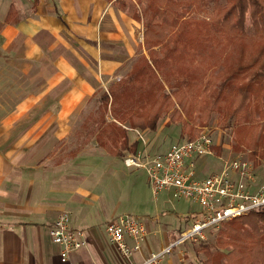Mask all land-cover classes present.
Instances as JSON below:
<instances>
[{
    "label": "crops",
    "instance_id": "obj_1",
    "mask_svg": "<svg viewBox=\"0 0 264 264\" xmlns=\"http://www.w3.org/2000/svg\"><path fill=\"white\" fill-rule=\"evenodd\" d=\"M135 22L113 0H0V264H127L107 239L108 222L97 225L100 173L112 172L115 156L89 145L80 121L95 93L116 83L135 57ZM147 144L138 147L149 151ZM213 162H199L201 175ZM61 211L87 243L66 262L49 234ZM175 234L158 242L146 235L130 261ZM181 246L163 262L203 260L193 244Z\"/></svg>",
    "mask_w": 264,
    "mask_h": 264
},
{
    "label": "trees",
    "instance_id": "obj_2",
    "mask_svg": "<svg viewBox=\"0 0 264 264\" xmlns=\"http://www.w3.org/2000/svg\"><path fill=\"white\" fill-rule=\"evenodd\" d=\"M113 1L125 10L127 16L136 22L142 21L144 28L143 42L148 51V58L142 55L141 61L138 62L140 64L133 65L128 77L139 78L140 74L146 73L155 79L153 88L144 87V92L136 89L139 94L135 98L129 96L131 93L128 92L127 87L131 89V86H127L124 81L126 85H120L123 89L120 87V93L116 95L123 98V111L114 112V119L121 123L127 121L133 130L154 131L161 116L171 113L167 124L181 122L187 130L188 123L182 122L181 111L191 118L192 113L198 111L196 108L199 106L198 115L204 122L208 121L210 113L218 104L225 101V98L221 96L225 86L231 82L237 83L231 102L226 107L224 105L231 117L239 124L236 127L234 149L246 146L254 151L259 147L260 155L264 157V0ZM191 5L201 11H207L209 6H212V12L209 20H200L199 41L196 36L190 37L187 40L189 47L200 50L202 55L210 49L206 45L218 43L217 35L219 34L228 37L226 44L223 45L225 49L230 43L234 44L228 52L232 57L224 58L220 75H215L212 80L215 82L221 79V82L206 84L201 93L211 92L217 86L216 97L205 103H203L205 97L200 98L194 106L196 109L194 111L189 108V104L193 98V92L196 91V84L191 79L174 83L173 79L167 77L168 73L161 66L162 59L164 62L170 58L171 54L166 51L159 56L158 52L154 51V47L164 44L175 26H178L183 9ZM9 14L10 12L7 16ZM247 15L250 22L248 28L245 24ZM187 23L189 22L185 21L182 24L188 25ZM235 40H242L244 44L236 45L237 49ZM179 42L176 39L174 46ZM234 54L237 56L234 57ZM155 72L160 74L161 80H164V83L172 89V96L165 91ZM114 93L113 91L112 94L110 93L112 101L115 98ZM172 97L178 109L174 107ZM102 98L108 102L109 95L103 94ZM96 137L100 145L115 157H123L142 150L141 146L138 147L142 141L139 138L131 141L128 132L115 122L103 124ZM111 146L117 147L112 150ZM189 216L192 218L193 215ZM218 228L214 244H197L196 251L204 256L199 264H264V208L225 221Z\"/></svg>",
    "mask_w": 264,
    "mask_h": 264
},
{
    "label": "rangeland",
    "instance_id": "obj_3",
    "mask_svg": "<svg viewBox=\"0 0 264 264\" xmlns=\"http://www.w3.org/2000/svg\"><path fill=\"white\" fill-rule=\"evenodd\" d=\"M138 11L140 10L138 9ZM211 12L212 6H209L207 11H201L194 5L184 8L182 11V16L177 23L178 26H175L174 31L167 37L165 43L161 46L154 47V51L158 52L157 54L159 56H161L166 51L171 54L169 59H166L164 62L162 59L161 62L162 68L166 71V73H168L167 77L173 79L174 83L175 81L179 80L191 79L197 86L196 91L192 94L193 98L191 103L189 104V108L192 111L196 109L198 110L196 111L197 113L191 112V118H188L182 113V111L180 112L183 115L182 122L188 123V129L185 130L181 122L167 124L171 113H165L158 120L156 130H146L142 132L138 130V132L145 140L146 144L150 143L149 152L151 155L166 151L172 143H175L178 140L193 139L202 131L209 132L214 141L211 155L195 158L194 169L197 171L199 177H204L209 175L211 172L219 171L224 162L240 158L249 160L254 167V170L259 174L261 179L264 180V157L260 155L259 147H257L254 151L246 146H240V148L237 150L234 149L236 141V127L239 124L234 120V118L231 117L230 112L227 110V108H224V105L226 107L231 102L234 88L237 83L235 84L231 82L225 86L226 89L224 88L221 93V96L225 98V101L218 104L216 109L210 113L208 121L204 122V120L198 115L200 112V108H198L199 106L196 109L194 108L195 104L200 98L205 97L203 100V103H205L207 100H213L216 97L215 91L218 88L217 86H215L214 90L212 89L211 92L208 91L206 93L204 92L203 94L201 93L203 92L206 84H215L217 82H221V79L215 82L212 80L215 75H220L221 69L223 67L222 61L224 58H226V56L228 58L232 57V55H230L228 52L230 47L234 44L230 43L227 49H225L226 47L223 46L226 44L228 38L226 35H217L218 43L206 45L209 46L208 48L210 49H207L209 51L203 52L202 55L200 50L191 48L187 45V40L190 37L196 36L198 39L200 20H209ZM185 21L189 22L187 23L188 25L182 24ZM136 24L138 25V28L135 30L134 36L137 34L139 47L134 44L136 51L135 57L129 61H125L124 70L120 73H117V78L120 79L116 81V83L110 86L107 91L99 93V89L95 93V98H92L90 103L86 104V108L84 110L85 115L81 117L80 121V129L84 128L83 134H85V141L88 142L89 145L91 144V146L96 144V147L102 149L110 155L112 154L106 151L105 148L100 145L96 137L98 130L103 126V124H111L115 122L118 126L124 128L128 132L129 139L136 140V138H139L135 132L129 130L130 126L128 125L127 121L121 123L120 121H116V119L113 117L114 112L120 113L123 111V98L121 96L116 97V95L120 93V87L123 89L122 86H125L126 84L127 86H131V89L127 87L128 92L131 93L129 96L135 98L139 94L136 89L144 92V87H147V89L149 87L153 88L154 85L152 84L155 82V79L146 73L140 74L141 76L139 78L128 77L133 65L141 61L140 57L142 55L148 58V51H146L143 42L144 28L142 21ZM245 24L248 28L250 24L248 15ZM176 39L180 42L174 46V41ZM241 43L244 44V41L235 40V48H237L236 45H240ZM236 56L237 55L234 54V57ZM156 74L164 86L165 91L170 94V96H172V89L164 83V80H161L162 77L160 74ZM124 81H126V84ZM155 88L156 85L154 89ZM112 91L115 92V98L113 97V101L112 97L110 96ZM103 94L109 95L108 102L102 98ZM172 99L175 103L173 97ZM174 107L178 109L176 103L174 104ZM194 118L195 121H193ZM165 127H174L173 129L175 130H172L171 132H168L167 130L164 131ZM178 132H180V138H178ZM79 139L80 137L77 136L76 143L78 144H76L74 148L76 152L82 147ZM154 139H156V142L152 141ZM107 143L110 144L108 141ZM116 147L117 146H111V149L115 150ZM120 158H114L115 162H113L112 165V172L114 171L113 173H100V176L103 178L102 187L104 189L102 190V198L98 199V205L101 207V221L97 223V225L102 226L104 222L107 223L109 221L115 220V218L118 216L128 214L142 221L146 226V229H148V239L156 240L157 242L158 240L163 241V237H168L169 230H172L174 233H176L173 235L176 236L180 231L187 229L191 225L192 220L191 216L189 215L199 212L200 207L190 200H175L165 192L154 195L143 169L127 168L123 165V162ZM201 161H215L213 163H217V167L209 173L208 171H204L203 176L201 175L203 165H200L199 163ZM111 173L112 176L110 175ZM218 229L208 231L206 240L200 244H214ZM186 245L192 244L186 242L181 246V248L185 247ZM193 246L196 248L197 244H193ZM200 262H202V260H200Z\"/></svg>",
    "mask_w": 264,
    "mask_h": 264
},
{
    "label": "built area",
    "instance_id": "obj_4",
    "mask_svg": "<svg viewBox=\"0 0 264 264\" xmlns=\"http://www.w3.org/2000/svg\"><path fill=\"white\" fill-rule=\"evenodd\" d=\"M129 130L145 143L137 130ZM213 146L211 134L202 131L193 139L172 143L164 152L151 155L147 149H142L122 158L125 167L143 169L154 195L165 192L175 200H190L200 207L199 212L192 214L187 229L137 262L130 259L147 235L146 226L128 214L108 222L104 227L107 239L127 264H165L163 260L184 243H201L206 240L208 231L217 229L223 222L264 208V180L249 160L236 158L224 162L217 172L204 177L197 175L195 158L211 155ZM49 234L52 242L60 247L61 262H66L72 252L87 244L84 231L70 227L68 211L58 214ZM181 259L177 264H185Z\"/></svg>",
    "mask_w": 264,
    "mask_h": 264
}]
</instances>
